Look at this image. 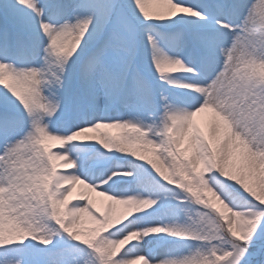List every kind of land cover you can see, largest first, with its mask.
<instances>
[{"label":"snow or ice","instance_id":"obj_1","mask_svg":"<svg viewBox=\"0 0 264 264\" xmlns=\"http://www.w3.org/2000/svg\"><path fill=\"white\" fill-rule=\"evenodd\" d=\"M0 264H264V0H0Z\"/></svg>","mask_w":264,"mask_h":264}]
</instances>
